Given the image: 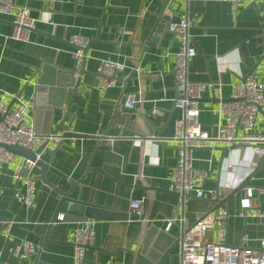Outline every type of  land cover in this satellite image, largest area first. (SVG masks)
Listing matches in <instances>:
<instances>
[{
  "label": "crops",
  "instance_id": "0c3cea01",
  "mask_svg": "<svg viewBox=\"0 0 264 264\" xmlns=\"http://www.w3.org/2000/svg\"><path fill=\"white\" fill-rule=\"evenodd\" d=\"M165 0H15L16 7L26 6L36 20L28 42L6 39L13 30L12 19L0 16V102L8 106L33 73L32 68L51 63L65 70L78 71L72 57L75 47L70 40L75 35L85 37L88 50L78 95L73 99L66 124L69 131L86 138L63 139L54 154V161L45 178L63 191L69 182L83 178L72 197L88 206H79L83 216H70L61 210L51 225L58 204L57 195L34 177L36 198L30 208L13 199L14 192L23 193L24 182L13 178L22 159L14 155L0 174V233L10 223L8 239L0 236V264H73L74 247L68 234L88 221H94V238L86 251L84 264H146L136 254L128 252L132 243H139L150 227L162 230L180 240L184 229L209 215L216 193L219 200L232 192L255 170L263 152H254L250 145L222 153L215 148L192 153L193 169L202 172L205 180L203 196L193 193L179 195L169 189L170 178L177 163L176 145L171 141L174 122L179 112L174 101L179 95L173 67L179 49L175 35L166 34L158 44L163 50L146 47L147 40L161 3ZM241 0L235 9L219 2H189L172 0L165 14L189 22V35L196 49L187 78L193 83L212 84L197 103L201 129L215 136L223 123L219 112L222 102L232 99L233 87L245 77L249 68L254 78L264 85V0ZM104 58L123 63L125 71L115 75V84L103 93L99 90L96 73ZM139 68L135 70V66ZM128 93L137 94L134 108L150 115L156 130H124L121 110ZM32 87H27L18 103L32 102L27 109V123L39 128L44 115L35 116ZM228 103V102H227ZM65 110L55 111L52 123L60 121ZM153 113L158 116L152 117ZM53 126H50L52 131ZM138 131V132H137ZM238 129L237 134H242ZM62 131L57 135L62 136ZM253 134H264V109L256 117ZM152 136V137H151ZM94 137L108 140L98 143ZM57 145L48 144L53 150ZM50 161L46 153L39 156ZM248 187L264 188V164L250 178ZM241 193L232 196L218 210L228 217L222 229L208 230L203 242H216L221 231L229 246L257 250L264 237V219L241 218ZM143 202V222H127L129 201ZM252 209L264 211V193L252 197ZM211 214V213H210ZM171 221V225L168 223ZM145 222V223H144ZM247 238L242 242L243 237ZM30 242L37 247L28 260L20 261L15 247ZM132 251L135 246H131ZM174 255L164 264H180L179 242Z\"/></svg>",
  "mask_w": 264,
  "mask_h": 264
},
{
  "label": "built area",
  "instance_id": "2783aa9c",
  "mask_svg": "<svg viewBox=\"0 0 264 264\" xmlns=\"http://www.w3.org/2000/svg\"><path fill=\"white\" fill-rule=\"evenodd\" d=\"M189 2H219L229 4L235 9L241 0H182ZM255 0H249L245 6L253 4ZM0 16L11 17L13 30L10 36L5 37L13 41L28 42L30 33L35 27L36 20L30 16L26 6L16 7L15 0H0ZM189 22L181 19L177 23L170 24L168 31L178 39L179 49L175 54L173 67L174 78L179 87V99L174 101V108L179 112V117L174 122V132L171 141L176 145L177 163L170 178L169 189L179 195L193 193L196 197L203 196L202 185L205 176L202 172L193 169L192 153L199 149H212L216 144L250 145L254 152L264 151V134H253L256 126V117L260 109H264V85L256 81L254 77H247L236 83L233 87L232 101L220 106L219 112L223 113V123L218 127L215 136L203 131L199 122V110L197 103L202 93L212 88V84L193 83L188 80V67L192 58L196 55V49L189 35ZM75 46L72 54L79 69L83 49L88 45V40L80 35H75L70 40ZM123 63L112 61L110 58L102 59L96 69L98 87L103 93L115 84V75L125 71ZM137 102V94L128 93L123 103L124 108H133ZM32 107V102L18 103L17 106L8 108L0 102V174L2 167L11 163L14 155L5 149V145H18L28 150H35L42 143L48 142L59 145L63 142L61 135L38 134L33 123H27V109ZM238 129L242 134L238 135ZM106 141V140H105ZM34 164L26 163L31 169ZM21 164L15 168L13 178L24 182L23 193L14 192L13 199L30 208L36 198V183L34 176L22 178L20 176ZM263 189L244 187L240 200L241 218L264 219V211L252 209L251 199L255 193ZM129 215L127 222H143V202L129 201ZM228 217L225 210L215 212L198 220L195 224L183 230L179 241L180 264H264V237L259 240L260 247L257 250L242 246H229L224 241L221 231L217 233L216 242H203V237L208 230L222 229L223 221ZM145 223V222H144ZM171 225V221L168 223ZM94 221L86 222L82 227L72 230L68 239L74 247L73 264H84L86 251L94 238ZM10 223L3 228L0 236L8 239ZM244 236L242 242H246ZM21 249L19 259L23 262L35 253L37 247L30 242H23L20 247H15V252ZM1 260V257H0Z\"/></svg>",
  "mask_w": 264,
  "mask_h": 264
},
{
  "label": "water",
  "instance_id": "95a60500",
  "mask_svg": "<svg viewBox=\"0 0 264 264\" xmlns=\"http://www.w3.org/2000/svg\"><path fill=\"white\" fill-rule=\"evenodd\" d=\"M172 0H165L161 3L162 7L158 13L157 21L155 22L150 34L148 35L147 40L140 47L145 50L146 47L158 48L163 50L158 44L161 39L169 33L168 28L170 24L177 23L180 19L171 17L165 14L167 5ZM13 25V24H12ZM171 34V33H169ZM73 45V44H72ZM74 46V45H73ZM75 47V46H74ZM88 50V45L83 49V57L80 64V69L78 71L65 70L58 66H55L51 63H44L39 67L32 68L33 73L28 78L25 85L17 93L13 101L8 105V108H11L12 105L16 102V98H20L22 92L27 89V87H32L33 96L35 100V116L44 115V125L42 128H39L34 125L35 132L38 134H51L57 135L59 131H62L63 139H77V138H86L89 136L80 135L72 133L69 131L71 123L66 124L67 118L72 115L70 114V107L73 103V99L78 95V88L81 83V78L84 75L91 74L84 70V62L86 53ZM257 65L253 68L248 69V73L245 77L241 78L240 81H243L247 77L254 76V70ZM139 68V65L135 66V70ZM97 76V74H95ZM115 78V77H114ZM179 99V95L176 97L175 101ZM213 102H222L227 103L231 102L232 99L219 100L212 94ZM65 110L60 121L52 123V117L55 114V111ZM263 112L262 109L259 110V113ZM122 116L124 117V130H141V128L146 126L150 133L148 136L152 135L151 132L156 130L155 125L153 124L150 115L139 113L134 107L133 108H122ZM158 116L157 113H153L152 117ZM3 120V116H0V121ZM53 126L52 131H50V126ZM138 132V131H137ZM150 134V135H149ZM152 137V136H151ZM98 140V143L105 142L108 139L105 137H94ZM48 142L42 143L35 150H28L26 148L20 147L18 145H5V149L12 153L15 156H18L22 159L20 176L26 178L28 176H34L37 169L40 170L38 179L46 186H48L56 195L58 204L54 210V213L51 218V225L55 222L59 212L64 210L66 214L70 216H83L84 212L80 209L79 206H88V204L82 203L72 197V193L75 189L78 188L79 184L83 178L79 179L76 182H69V189L67 191L61 190L54 183L48 181L45 178V173L48 171L50 166L54 161V154L60 148V144L56 146L55 149L50 150L48 148ZM240 145H232L228 148H215L216 150L222 153L221 159H223V153L228 150L237 149ZM46 153L50 157V161L45 163L39 156L42 153ZM31 162L33 167L29 169L26 167V163ZM264 164V154L259 159L255 170L251 175L241 182L232 192L228 193L223 199L219 200V193H216V199L213 201L215 206L210 213L215 212L221 206H223L232 196L237 193H241L242 189L246 187V184L256 174H258ZM180 240L172 238L170 235L165 233L162 230H158L156 227H150L144 234L143 238L139 243H132L127 250L128 252H135L136 256L146 264H164L168 262L174 255L172 254L174 247L177 245V242ZM135 246L136 251H132L131 246ZM21 261V260H20ZM22 262V261H21Z\"/></svg>",
  "mask_w": 264,
  "mask_h": 264
}]
</instances>
